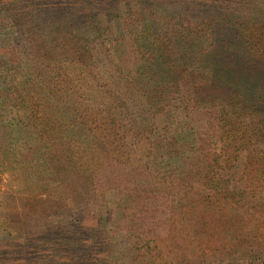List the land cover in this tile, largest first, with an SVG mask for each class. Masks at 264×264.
Masks as SVG:
<instances>
[{"label":"trees","instance_id":"obj_1","mask_svg":"<svg viewBox=\"0 0 264 264\" xmlns=\"http://www.w3.org/2000/svg\"><path fill=\"white\" fill-rule=\"evenodd\" d=\"M127 2L124 29L107 30L114 48L99 0H74L73 18L63 5L54 19L47 3L41 19L15 17L0 65L1 160L28 141L21 157L52 165L47 185L76 196L71 221L101 218L87 194L114 189L122 226L163 242L167 233L183 252L177 264H264V20L225 17L236 7L228 1L136 0V12ZM111 49L131 74L119 73ZM56 236L0 241V264H104L83 240Z\"/></svg>","mask_w":264,"mask_h":264},{"label":"rangeland","instance_id":"obj_2","mask_svg":"<svg viewBox=\"0 0 264 264\" xmlns=\"http://www.w3.org/2000/svg\"><path fill=\"white\" fill-rule=\"evenodd\" d=\"M127 1L99 0L98 4H102L104 8L100 12V19L104 25V37L107 38L105 44L107 43L111 48H114V45L107 30L110 28L113 33H120L121 29H124L125 24L122 19L124 13L127 12ZM173 1L155 0L158 4H169ZM196 1L216 2L217 4L228 1L227 3H233V6L236 7L232 14L225 15V17L228 16L234 20L239 19L246 22L254 18L264 20V0ZM73 2L74 0H0V24H2L0 26V65L8 60L6 48L13 42L14 36L17 34L15 17L20 21L31 17L41 19V7L39 6H42V3H47L49 5L47 12L56 19L60 14L58 9L66 5L72 11ZM135 3L136 0H130L129 2L133 7L132 12L139 10ZM215 10L216 8L213 9V12L217 14ZM72 13L74 14L73 11L69 12V18H73ZM109 19L112 22H109ZM113 51L111 49V58L114 60L119 73L123 76L131 74V68L123 66ZM16 115V110L12 107L4 112L6 120H11ZM28 147V141L22 138L15 140L5 149L8 154L16 157L14 161L5 162L0 158V241L6 243V247L11 246L13 243H18L17 245L21 246L20 242L25 240L42 242L52 234L57 235L54 241L58 240L61 244H64L63 237L65 236H67L65 238L68 242L77 243L83 240L82 246L79 247L84 250H86V247L90 251L94 250L93 257L96 263L97 258H101L104 264H177L181 262L183 252L173 249L170 243L168 244L170 240L167 233L165 242H163V239L152 235L151 237L138 238L130 230L131 223L122 226L124 212L118 203L120 195L118 193L114 195V189L103 192L104 190L101 188L94 190L89 188L91 191L87 194V202L93 203L94 200H97L100 210L98 211L91 204L82 208L83 212L80 211V213H84L87 217L90 209L93 208L94 211L97 210L101 213L102 217L99 219L89 217L80 222L71 221L72 214L79 211L75 203L76 196L70 192L62 191V189L58 191L55 184H51L52 182L47 185L44 178L53 166L36 161L29 162L28 158L21 157L28 150ZM167 165L168 161L166 159L159 162L160 169H165ZM259 174L264 177V171L259 172ZM235 180L241 181L239 178ZM230 183L234 184L233 181ZM158 192L161 191L158 190ZM179 199V196L173 197L175 201ZM259 200L260 195L251 196L249 206ZM160 201L161 199L157 198L155 204ZM147 209L149 211L154 209L153 199L151 198L147 199ZM256 219L257 217L253 218L251 222L256 224ZM123 227L125 228L123 229ZM100 229L103 234H96V231ZM261 240L264 243V234L261 235ZM60 243L56 244L59 246ZM101 244H103V251L100 252L98 248ZM31 249L26 247L21 249V252L29 254Z\"/></svg>","mask_w":264,"mask_h":264}]
</instances>
